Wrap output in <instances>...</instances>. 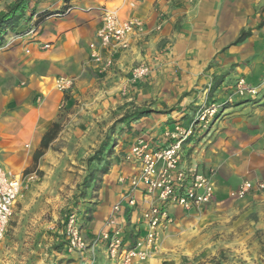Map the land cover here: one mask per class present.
<instances>
[{
    "label": "rangeland",
    "instance_id": "1",
    "mask_svg": "<svg viewBox=\"0 0 264 264\" xmlns=\"http://www.w3.org/2000/svg\"><path fill=\"white\" fill-rule=\"evenodd\" d=\"M16 1L0 0V13ZM61 1L33 2L6 28L0 57L15 58L5 53L19 49L25 61L36 50L53 48L49 34L72 6L40 11L48 3L59 9ZM145 1L102 5L82 69L53 80L54 91L63 95L55 122L60 129L37 167L21 176L16 214L0 241L2 264H125L108 255L103 234L112 229L107 223L113 208L131 193L132 176L144 163L135 149L155 156L179 143L178 166L170 173L196 171L212 178L216 198L190 210L172 206L156 250L129 264L264 261V0H220V20L214 26L204 22L212 38L198 36L202 29L190 22H177L172 39H164L156 53L123 69L118 56L129 49V37L149 36L145 22L123 16V8L133 10ZM109 9L134 25L97 60L92 45L99 47ZM47 12L53 15L39 20ZM159 20L158 32L164 26ZM206 39L212 46L205 53ZM246 183L253 188L243 197L232 195ZM132 194L137 206L125 205L116 215L127 248L145 236L143 213L154 198L141 188ZM76 230L82 248L74 244Z\"/></svg>",
    "mask_w": 264,
    "mask_h": 264
},
{
    "label": "crops",
    "instance_id": "2",
    "mask_svg": "<svg viewBox=\"0 0 264 264\" xmlns=\"http://www.w3.org/2000/svg\"><path fill=\"white\" fill-rule=\"evenodd\" d=\"M120 3L121 0H63L57 5L59 9H52V3L42 5L40 12L64 11L67 5L72 6L66 16L55 21L57 28L49 34L48 41L54 42L53 48L41 53L36 50L24 58L25 61L20 60L22 51L19 49L5 53L16 56L7 57L13 60L10 63L0 57V162L12 174L22 176L34 167L33 157L45 133L57 120L63 95L54 91L53 80L78 74L86 55L84 49L96 38L99 8ZM123 10V16L145 22L149 34L146 40L140 34L129 37V49L120 51L118 56L119 67L123 69H130L136 62L156 53L164 39H172L177 22H190L195 29H202L198 36L212 38L214 34L211 28H205L204 22L214 26L220 20V0H146L133 10ZM161 17L164 26L158 32L155 29ZM206 40L202 45L205 53L212 46ZM4 77L5 83L2 82ZM20 84L22 88H18ZM44 92L47 95L42 99ZM133 222L132 230L137 226ZM0 256L2 264L4 257L2 253Z\"/></svg>",
    "mask_w": 264,
    "mask_h": 264
},
{
    "label": "built area",
    "instance_id": "3",
    "mask_svg": "<svg viewBox=\"0 0 264 264\" xmlns=\"http://www.w3.org/2000/svg\"><path fill=\"white\" fill-rule=\"evenodd\" d=\"M133 25V20L121 21L118 11L107 10L104 14V25L98 33L99 47L92 45L93 56L99 60L101 50L104 51L113 42L121 41L126 33L132 31ZM65 84L66 81H63L59 84V88L64 89ZM135 152L143 158L144 163L132 176L131 193L121 195L113 208V215L107 223L112 229L103 234L104 239L108 241L106 248L108 255L125 264L135 260L144 261L153 250H156L159 229L169 219L172 206L177 205L190 210L212 203L216 198V187L212 178L196 171L177 170L174 175L170 173L171 169H176L178 166L180 143L155 156L144 154L140 148H136ZM161 162L164 164L159 170L158 166ZM21 186L22 177L6 170L0 162V241L5 238L13 222ZM140 188L154 195V198L148 211L143 213L145 236L143 239L138 238L134 247L127 248L124 244V232L121 227H117L116 215L122 212L125 205L130 208L137 206V200L132 193ZM252 188V184L246 183L240 191L232 195L243 197ZM74 236L78 242L74 244L79 248L84 247L85 244L78 238V230L74 231Z\"/></svg>",
    "mask_w": 264,
    "mask_h": 264
},
{
    "label": "trees",
    "instance_id": "4",
    "mask_svg": "<svg viewBox=\"0 0 264 264\" xmlns=\"http://www.w3.org/2000/svg\"><path fill=\"white\" fill-rule=\"evenodd\" d=\"M36 1L38 0H17L15 3L11 4L6 11L0 13V44L4 36L7 34L6 28L21 18V16L29 10L30 5ZM52 15L53 13L47 12L44 15H40L39 20L49 18ZM59 129L60 125L58 123H54L45 133L41 147L33 157V168L37 167L39 160L46 154V151L49 149L51 143L56 139ZM30 172L31 170L26 171V173ZM262 264H264V261Z\"/></svg>",
    "mask_w": 264,
    "mask_h": 264
}]
</instances>
